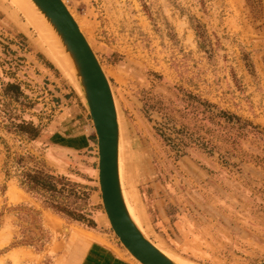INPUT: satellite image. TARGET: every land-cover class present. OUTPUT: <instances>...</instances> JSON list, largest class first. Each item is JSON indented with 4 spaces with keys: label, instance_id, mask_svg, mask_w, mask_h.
Segmentation results:
<instances>
[{
    "label": "rangeland",
    "instance_id": "374dc122",
    "mask_svg": "<svg viewBox=\"0 0 264 264\" xmlns=\"http://www.w3.org/2000/svg\"><path fill=\"white\" fill-rule=\"evenodd\" d=\"M62 2L109 82L122 193L143 235L185 264L263 262L264 0ZM42 34L28 0H0V103L39 130L8 133L0 115V264H82L93 241L140 264L102 207L79 80L55 32L68 69ZM16 156L75 184L62 201L82 219L22 188Z\"/></svg>",
    "mask_w": 264,
    "mask_h": 264
},
{
    "label": "water",
    "instance_id": "95a60500",
    "mask_svg": "<svg viewBox=\"0 0 264 264\" xmlns=\"http://www.w3.org/2000/svg\"><path fill=\"white\" fill-rule=\"evenodd\" d=\"M32 2L53 26L73 62L94 125L100 198L112 231L140 264H175L143 235L128 214L119 179L116 108L99 61L62 0Z\"/></svg>",
    "mask_w": 264,
    "mask_h": 264
},
{
    "label": "trees",
    "instance_id": "16d2710c",
    "mask_svg": "<svg viewBox=\"0 0 264 264\" xmlns=\"http://www.w3.org/2000/svg\"><path fill=\"white\" fill-rule=\"evenodd\" d=\"M7 98L17 99V85L6 83L1 89ZM0 115L5 123L3 128L6 132L33 140L38 136L39 130L31 121L23 120L15 114V110L9 103H0ZM17 174L19 185L28 192L39 194L52 205V207L61 214L69 216L74 220H81L82 216L69 212L66 204L62 201L72 193L75 184L67 178L55 175L45 168L29 167L26 165L25 156H16L12 159ZM8 164V163H7ZM53 199H61L53 202ZM52 200V202H51Z\"/></svg>",
    "mask_w": 264,
    "mask_h": 264
},
{
    "label": "bare ground",
    "instance_id": "6f19581e",
    "mask_svg": "<svg viewBox=\"0 0 264 264\" xmlns=\"http://www.w3.org/2000/svg\"><path fill=\"white\" fill-rule=\"evenodd\" d=\"M29 2H30V4H31V6H33L35 9H36V11L38 12V14H40L41 15V17H42V19L44 20V22H45V25H46V27H47V29L49 30V32H50V34L52 35V37H50L51 35L50 34H48V35H46V34H42L43 36L45 35V37H50V40L49 39H47V38H45V40L47 39L48 41H47V56L53 61V62H55L56 63V65H58L61 69H62V64L63 65H65V67L68 69L69 67H67L69 64V61H68V63L66 62V59H68L69 58V60H70V64H72V66L71 67H73V70L75 71V68H74V65H73V62H72V60H71V57L69 56V54H68V52H66V50H65V52L67 53V56H68V58H66L65 57V55H63L62 53V50H61V48H60V46L58 45V43L59 42H56L57 40L55 39V37H56V35H57V37L59 38V40H60V37L58 36V34L56 33V31L54 30V28H53V26L50 24V22L48 21V19L44 16V14L35 6V4L32 2V0H28ZM64 4V3H63ZM19 6V5H18ZM20 7V6H19ZM22 9V8H21ZM25 15V14H24ZM49 27H51V29L49 28ZM39 28V27H38ZM45 28V27H44ZM40 30V29H39ZM53 30V31H52ZM54 32H55V34H54ZM50 35V36H49ZM54 35H55V37H54ZM53 38V39H52ZM87 41V40H86ZM60 42H61V40H60ZM61 44H62V42H61ZM62 46L64 47V45L62 44ZM90 46V45H89ZM65 49V48H64ZM70 66V65H69ZM71 69V68H70ZM63 70V69H62ZM72 71V70H71ZM75 74H76V71H75ZM114 104H115V102H114ZM116 108V107H115ZM116 114H117V112H116ZM92 121V120H91ZM93 129H94V125H93ZM118 130H119V126H118ZM94 132H95V130H94ZM96 135V134H95ZM119 144H120V137H119ZM119 144H118V147H119ZM119 153V152H118ZM118 166H119V154H118ZM119 179H120V175H119ZM120 185H121V183H120ZM121 189H122V187H121ZM122 196H123V193H122ZM123 199H124V197H123ZM125 202V201H124ZM126 205V204H125ZM127 208V211H128V214H129V216H130V218L132 219V221L134 222V224L138 227V225L136 224V217H135V215L132 213V211L128 208V207H126ZM139 229V228H138ZM140 230V229H139ZM159 249V248H158ZM161 251V250H160ZM164 255H166L172 262H174L175 264H185V263H183V262H181L180 260H178V259H176V258H173V257H171L169 254H166L165 252H163V251H161ZM135 259V258H134Z\"/></svg>",
    "mask_w": 264,
    "mask_h": 264
},
{
    "label": "crops",
    "instance_id": "0c3cea01",
    "mask_svg": "<svg viewBox=\"0 0 264 264\" xmlns=\"http://www.w3.org/2000/svg\"><path fill=\"white\" fill-rule=\"evenodd\" d=\"M82 264H131L121 255L116 254L112 248L100 242L93 241L87 246L82 257Z\"/></svg>",
    "mask_w": 264,
    "mask_h": 264
}]
</instances>
